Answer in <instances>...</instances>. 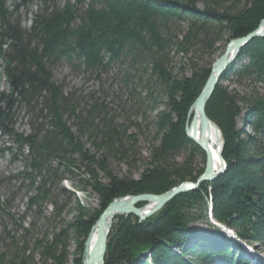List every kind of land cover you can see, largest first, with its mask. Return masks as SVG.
<instances>
[{
	"label": "trees",
	"instance_id": "trees-1",
	"mask_svg": "<svg viewBox=\"0 0 264 264\" xmlns=\"http://www.w3.org/2000/svg\"><path fill=\"white\" fill-rule=\"evenodd\" d=\"M229 2L209 1L201 10L198 0H15L10 11L0 0V61L9 86L6 105L0 106V157L7 154L23 163V170L7 182L20 183L27 212L11 219L21 225L30 213L34 218L24 229L22 247L14 254L0 252V264H37L35 254L39 264H70L71 259L83 264L85 242L113 201L160 195L182 182L197 181L204 168L192 171V154L183 164L176 160L190 145L200 149L185 133L189 110L211 73L219 44L246 37L264 20V0ZM31 7L38 12L31 28L23 30L13 18ZM197 47L209 60L200 65L190 59L191 75L181 68L175 76L173 54L187 58ZM60 62L97 79L116 66L127 67L124 82L132 93L137 91L141 106L150 105L152 112L165 107L152 122L154 146L139 179L119 178L110 168L111 159L128 164L135 158L137 135L115 124L107 106L94 97L81 108L74 94H66L53 80L52 69ZM237 63L241 66L225 73L206 106L222 134L225 174L178 196L144 222L134 216L114 217L104 264H239L234 249L240 245L226 240L219 229L218 239L190 229L191 221L198 220L212 228L210 204L216 223L264 251V94L256 92V87L264 88V39L249 43ZM225 81L254 88L241 96L223 86ZM21 106L28 109L29 134L13 129L14 111ZM244 112L252 134L239 127ZM130 126L139 129L134 122ZM4 138L11 145L5 146ZM68 181L77 182L79 191L92 189L100 210L86 217L77 203L78 214L66 223L75 198L61 186ZM7 208L0 199V210ZM41 222L46 231L31 248L28 238ZM72 243L77 245L74 254Z\"/></svg>",
	"mask_w": 264,
	"mask_h": 264
},
{
	"label": "rangeland",
	"instance_id": "rangeland-1",
	"mask_svg": "<svg viewBox=\"0 0 264 264\" xmlns=\"http://www.w3.org/2000/svg\"><path fill=\"white\" fill-rule=\"evenodd\" d=\"M6 5L10 11H12L15 0H5ZM213 0H198L197 7L204 10L206 4ZM217 1V0H214ZM226 5L230 6L229 0H223ZM225 5V6H226ZM38 12V7H31L29 10L20 9L13 19H17L23 30H29L32 26L34 15ZM226 45L219 44L220 51L215 54L213 60H215L223 54ZM173 72L175 76H180V69L185 70V74L190 76V59H193L198 64H204L209 60L208 53L201 48H195L194 54L189 55L187 58L182 56H174ZM247 63V60L241 64ZM236 65L241 66L236 62ZM4 64L0 61V106L4 107L6 103L3 98L9 93V86L4 77ZM127 67L120 68L118 66L111 69L109 73L100 75L97 79L96 75L90 76L85 75L79 70H74L64 62H60L52 69L53 80L56 84L63 87L66 94L72 93L79 100L81 108L87 107L90 97H94L103 105L107 106L110 111L109 117L116 121L115 124L123 127H129V134L137 135L138 145L136 146L135 158H130L129 163L119 162L115 159L110 160V168L114 175L119 178L132 177L133 179H139L143 171L148 167L152 148L154 146L155 129L152 126V122L156 120L158 111L165 110V107L161 105L157 112H152L149 108L150 105L146 104L141 106L140 97L137 95V91L132 93V87L126 85L124 82V74ZM223 86L228 87L232 93H238L242 95H250L254 86L244 87L235 84L232 81H225L222 83ZM139 92V91H138ZM256 92L264 94V88L261 86L256 87ZM246 108L244 109V111ZM245 113L240 117L238 123L239 127L245 130L247 133L252 134L251 128L245 121ZM13 129L19 133H30V119L28 109L24 106L19 107L14 111L13 115ZM134 122L139 125V129L131 127L130 124ZM116 125V126H117ZM72 126V125H71ZM74 132L75 129H74ZM87 148L100 157L101 154H97L95 150L90 146L87 139L82 140ZM5 146L11 145L7 138L3 139ZM159 143L155 144L158 146ZM192 154L193 162L191 169L193 172L199 171L205 167L206 158L203 155L201 149L193 150V146L187 147L186 151H183L176 160L179 164H183L185 160ZM23 170L22 160L13 161L10 155H4L0 157V199L8 203V208L5 211L0 210V252H7L10 250L12 254L16 253L17 247L21 248L24 239V229L30 227V223L33 222V215L30 213L26 217V220L20 225L11 219L10 216H15V219H20L27 212V197L24 190H20V183L13 181L8 183L7 179L10 176L16 175L18 172ZM103 182H107L103 179ZM204 185V184H203ZM62 188L67 189L75 195L74 202L71 206L70 212L64 217L65 222H71L74 217L78 214L77 203L83 208L86 217L95 211L100 210V201L96 194L93 193L92 189H88L86 192L79 191L77 188V182H64ZM149 207V205H148ZM210 209V208H209ZM52 210L49 207L45 213L48 217ZM208 221L210 223L209 217ZM190 229L202 233V237H206L208 234H213L215 239L220 238L216 232V228L212 225V230L209 228L205 221L198 220L196 222L191 221ZM46 227L43 226V222L39 225L37 231L34 233V237H29L31 240L28 243L32 248L35 238H41L45 233ZM222 233V232H221ZM41 234V235H40ZM224 236V233H223ZM226 237V236H225ZM231 239L227 237L226 240ZM202 240V239H201ZM230 240V241H231ZM198 242V241H197ZM14 243L16 245H14ZM246 246V245H245ZM251 248V245H247ZM77 249L75 243L71 244V253L74 254ZM12 250V251H11ZM31 250V249H30ZM235 257L240 264H264V251L258 249V245L252 244V251L247 248H243L241 245L237 250L234 249ZM252 252V253H251ZM251 254V255H250ZM29 255V252L26 256ZM189 258H192L189 256ZM34 260L39 264L40 257L35 254ZM73 259H71L72 264ZM50 264V263H48ZM197 264H206L203 262H197ZM223 264V263H220Z\"/></svg>",
	"mask_w": 264,
	"mask_h": 264
},
{
	"label": "water",
	"instance_id": "water-1",
	"mask_svg": "<svg viewBox=\"0 0 264 264\" xmlns=\"http://www.w3.org/2000/svg\"><path fill=\"white\" fill-rule=\"evenodd\" d=\"M264 20L260 23L259 27L252 33L248 34L246 37L233 39L229 43L226 44L225 51L221 56H219L211 67V73L200 93L198 98L195 100L193 105L191 106L187 121L185 124V133L187 138L192 141L193 139L189 136L191 130L195 128V116L191 121L190 128L188 126L189 118L192 112L197 114L201 118L203 131L210 126L211 124L216 127L217 133L221 136V148L219 151L220 162V170L218 173H215L213 160L209 154V148L205 142L202 140L201 143L196 144L201 151L204 153L206 162L203 173L199 176L196 182L185 181L180 183L178 186L174 187L170 191L160 194H142L137 196H128L125 198H120L113 201L101 214L100 218L97 220L95 226L92 229V232L96 230V250L93 255L90 256V259L84 258V255L88 251L89 239L92 234L90 233L88 239L84 245V254H83V264H104L106 252H107V243L108 238L113 226V219L116 216H134L139 219L140 222H144L149 218L158 214L167 204L172 202L178 196L182 194H186L189 192H194L199 190L203 184L212 183L216 181L219 177L225 174L227 170V165L222 157L223 153V138L220 129L218 126L207 116L206 106L211 99L215 89L220 84L221 78L225 75V73L233 67L239 57L241 51L253 40L261 38L264 39ZM190 130V131H189ZM150 204V210L143 211V207L139 208L140 204ZM147 207V206H146ZM144 207V208H146ZM212 211L213 207L210 205L209 211V219H212ZM109 223V228L105 231L106 223ZM214 226L218 227L214 222ZM226 237L237 239V235L234 231L226 229ZM238 240V239H237Z\"/></svg>",
	"mask_w": 264,
	"mask_h": 264
},
{
	"label": "bare ground",
	"instance_id": "bare-ground-1",
	"mask_svg": "<svg viewBox=\"0 0 264 264\" xmlns=\"http://www.w3.org/2000/svg\"><path fill=\"white\" fill-rule=\"evenodd\" d=\"M194 116H195V128H193V130H191L189 136L193 139L192 142H194L195 144L201 143L202 140H205V142L209 148L208 149L209 154L213 160L215 173H218L220 170V162H221V160L219 158V151H220L221 142H222L221 136L219 133H217L216 127H214L212 124L210 126H208L205 129V131H203L201 118L199 115L194 114V112L191 113L190 118H189V122H188L189 128H190V124H191V121L194 118ZM148 205L151 206L150 204H147L146 205L147 207L144 206L146 208L143 207L144 212L146 210H150ZM108 228H109V223L107 222L105 225V231H107ZM96 236H97V232H96V230H94L90 236V239H89L88 251L84 255V258L86 257L87 260L90 259V256L93 255V253L96 250ZM225 238H227V237H225ZM237 239L236 240L235 239H233V240L229 239V240H231L235 244L241 245L243 248H247V249H250L252 251V247L251 248L248 247L247 246L248 244H245L239 238H237Z\"/></svg>",
	"mask_w": 264,
	"mask_h": 264
}]
</instances>
